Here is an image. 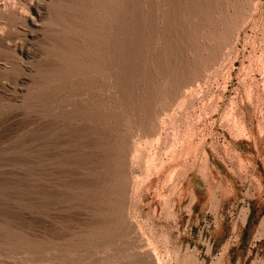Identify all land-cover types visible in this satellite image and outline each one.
<instances>
[{
	"label": "rangeland",
	"instance_id": "374dc122",
	"mask_svg": "<svg viewBox=\"0 0 264 264\" xmlns=\"http://www.w3.org/2000/svg\"><path fill=\"white\" fill-rule=\"evenodd\" d=\"M106 1L53 0L45 34L16 31L28 57L0 51V264H264V0H175L169 28L167 1L147 0V20L118 29L140 34L139 59L119 53L128 81L95 58ZM64 37L83 55H63ZM167 56L199 76L174 100Z\"/></svg>",
	"mask_w": 264,
	"mask_h": 264
},
{
	"label": "bare ground",
	"instance_id": "6f19581e",
	"mask_svg": "<svg viewBox=\"0 0 264 264\" xmlns=\"http://www.w3.org/2000/svg\"><path fill=\"white\" fill-rule=\"evenodd\" d=\"M72 1V0H71ZM79 1V0H78ZM81 1H83V0H81ZM120 1V0H119ZM136 0H124V5L121 7L120 5L121 4H119L118 3V0H109V3L106 5H104L103 4V8L102 9H104V14H106V16L108 17V19H109V21H110V28H109V30H111V29H113V30H111V32L109 33L108 32V34L106 33L107 32V30L108 29H106V31H105V33L106 34H100L101 36L99 37V39H98V43L96 44L97 45V52H96V56H95V58H97V60H104V61H107L106 63L108 64L107 66H106V68H107V70L108 71H112V73L114 72L115 73V75H116V79H117V81H120V80H123V78H125L124 79V81L125 80H127V78H128V80H129V77H130V75H128L127 77H122V79H121V77H120V70H121V68L119 69L118 67V65H119V62L120 61H122V59H124L123 61L124 62H126L127 61V59L126 58H128L129 56H132L131 58H135V57H137V51L139 50H137L136 48H138V47H135L134 46V43L136 42L137 43V41L135 40V42H134V37H135V35H136V38H138V35L140 36V34H138L137 32H138V30L135 32V33H133V35L132 34H129V33H127L128 34V36H122V35H120V33H121V30H120V32H119V26H120V24H121V26H122V24L123 25H125L124 27L125 28H128L129 29V27H130V29H132V28H134V24H135V26L137 27V24H136V22L137 23H139L140 21H142L143 19H144V17H146V20H147V7L149 8V4H148V1L146 0V2L142 5L143 6V8H141L142 9V13H141V11L139 10L138 11V7H140L141 5H139L138 7H136L137 6V4H136V2H135ZM139 1V0H138ZM167 1V7H168V10L166 11L167 13V16H165V17H167L166 18V26L168 27L169 25H172L173 26V23H175L174 22V19H173V15H172V13H173V11H172V9L173 10H175L176 11V9H174V8H176V5H177V3H178V1H175V0H166ZM192 1H194V0H191V2ZM198 2H200L199 4L202 6V7H204V6H206L207 4H205V1H208V0H197ZM121 2H123V0L121 1ZM177 2V3H176ZM189 2H190V0H189ZM195 2H196V0H195ZM52 3H53V0H0V51L1 52H6V53H8V51H10V49H12V48H14V50L16 49V48H18V46H17V41L15 42V40L13 39V38H16L15 37V35H16V31H17V29L20 27L19 25H24V24H28L30 27H32L33 29H36V32H38V34H45V32L47 31V29L48 28H46V26H45V24H46V20L49 18V16H50V10L52 9L51 7H52ZM55 3V2H54ZM53 3V4H54ZM61 3V2H60ZM139 3V2H138ZM176 5H175V4ZM184 3V2H183ZM197 3V2H196ZM208 3V2H207ZM212 3V2H211ZM140 4V3H139ZM180 4V3H179ZM194 4V3H193ZM192 4V5H193ZM205 4V5H204ZM51 5V6H50ZM175 5V6H174ZM181 5V4H180ZM179 5V6H180ZM190 5V3L188 4V8H190L191 6H189ZM195 5L197 6L198 4H194V8H190V9H194V12H195ZM204 5V6H203ZM209 5V4H208ZM212 5V4H211ZM234 5V4H233ZM102 6V5H101ZM141 6V7H142ZM82 7V6H81ZM80 7V8H81ZM98 7V6H97ZM174 7V8H173ZM51 8V9H50ZM54 8V7H53ZM178 8H180V7H178ZM182 8V7H181ZM208 8V7H207ZM207 8H206V11H207ZM96 9V8H95ZM151 9H152V7H151ZM150 9V10H151ZM184 11H187V10H185V8H182ZM189 9V10H190ZM199 10V8H198V6H197V8H196V10ZM202 10L204 9V8H201ZM200 9V10H201ZM210 9V8H209ZM208 9V10H209ZM214 9V8H213ZM55 10V9H54ZM72 10V9H71ZM144 10V11H143ZM164 10V9H163ZM177 11H178V9H177ZM182 11V10H181ZM191 11V10H190ZM193 11V10H192ZM210 11H211V9H210ZM209 11V13H211ZM162 12V11H161ZM189 12V11H188ZM188 12L186 13V14H188ZM200 12V11H199ZM59 13V12H58ZM100 13V12H99ZM144 13V14H143ZM150 13V12H149ZM152 13V12H151ZM150 13V14H151ZM176 13V12H175ZM174 13V14H175ZM180 13V12H179ZM202 14H203V11L201 12ZM209 13L207 12H205L204 14L206 15H209ZM54 14V13H53ZM57 14V13H56ZM81 14V13H80ZM89 14V13H88ZM149 14V15H150ZM177 14V13H176ZM183 14H184V12H183ZM192 15H193V12L191 13ZM190 14V15H191ZM195 14H197V12L195 13ZM204 14H203V16H204ZM58 15V14H57ZM152 15V14H151ZM165 15V14H164ZM178 15V14H177ZM197 15H200V14H197ZM206 15V16H207ZM55 16V15H54ZM184 16V15H183ZM196 16V15H195ZM152 17V16H151ZM176 17V16H175ZM189 17V16H188ZM209 17V16H208ZM213 17V16H212ZM211 17V15H210V17L209 18H212ZM77 18H79V17H77ZM91 18V17H90ZM200 18V17H199ZM199 18H198V20H199ZM61 19V18H60ZM140 19V21L138 22V21H135V20H139ZM142 19V20H141ZM153 19V18H152ZM152 19H150V17H149V20H152ZM176 19V18H175ZM201 19V18H200ZM154 20V19H153ZM157 20V19H156ZM192 20V19H191ZM206 20H208V19H206ZM78 21V20H77ZM91 21H92V19H91ZM155 21V20H154ZM178 21V20H177ZM176 21V22H177ZM209 22L211 21L212 22V20L211 19H209L208 20ZM65 22V21H64ZM68 22H69V18H68ZM71 22V21H70ZM99 22V21H98ZM146 22V21H145ZM152 21H150V23H151ZM204 22H207V21H204ZM216 22V21H215ZM148 23H149V21H148ZM178 23V22H177ZM184 23V22H183ZM198 23L200 24V20L198 21ZM198 23H197V26H198ZM201 23H203L202 21H201ZM217 23V22H216ZM75 24H76V22H75ZM111 24L113 25V28H111ZM147 24V23H146ZM185 24H186V22H185ZM204 24V23H203ZM203 24H201V26H202V28H203ZM206 24V23H205ZM208 24V23H207ZM207 24H206V26H207ZM177 25V24H176ZM50 26H51V24H50ZM84 26H85V24H84ZM166 26H165V28H162V29H167L166 28ZM178 26H179V24H178ZM201 26H199V27H201ZM206 26H204V27H206ZM214 26H215V24H214ZM74 27H76V26H74ZM83 27V26H82ZM96 27V26H95ZM135 27V28H136ZM180 28L182 27L181 26V24H180V26H179ZM198 27V30L200 31L201 29ZM209 27V24H208V26H207V28ZM85 28V27H84ZM88 28V27H87ZM134 28V29H135ZM152 28V27H151ZM169 28V27H168ZM174 28V27H173ZM184 27H182L181 28V30H179L180 31V34H183V29ZM190 28V27H189ZM206 28V29H207ZM214 28V30L212 31L213 33H218V31H216V28L215 27H213ZM224 28V27H223ZM222 28V29H223ZM20 29V28H19ZM78 29V28H77ZM86 29V28H85ZM91 29V28H90ZM104 29V28H103ZM104 29V30H105ZM121 29V28H120ZM124 29V28H123ZM129 29V30H130ZM139 29V28H138ZM178 29V28H177ZM186 29V28H185ZM196 29H197V27H196ZM205 29V28H204ZM211 29V28H210ZM218 29V28H217ZM229 29V28H228ZM87 30V29H86ZM92 30V29H91ZM97 30V29H96ZM143 30V29H142ZM141 30V31H142ZM209 30V29H208ZM20 31V30H19ZM31 31V30H30ZM42 31H43V33H42ZM49 31V30H48ZM53 31V30H52ZM59 31V30H58ZM99 31H100V29H99ZM102 31V30H101ZM128 31V30H127ZM133 31V30H132ZM171 30L169 29V32H170ZM197 31V30H196ZM198 31V32H199ZM203 31V30H202ZM14 32H15V34H14ZM35 32V31H34ZM51 32V31H50ZM92 32V31H91ZM90 32V33H91ZM96 32V31H95ZM126 32V31H125ZM124 32V33H125ZM163 32V31H162ZM205 32V31H204ZM223 32V31H222ZM221 32V33H222ZM124 33H122L123 35H124ZM165 33V30H164V32H163V34ZM166 33H168V31L166 32ZM171 33V32H170ZM169 33V34H170ZM185 33V32H184ZM186 33H187V31H186ZM186 33L184 34L185 36V38L187 37V35H186ZM200 33V32H199ZM224 33H225V31H224ZM36 33H34V34H30L33 38H36V35H35ZM50 34V33H49ZM49 34H48V36H49ZM54 34V33H53ZM162 34V33H161ZM168 34V35H169ZM172 34V33H171ZM188 34V33H187ZM210 34V33H209ZM212 34V33H211ZM214 34V35H215ZM94 35V34H93ZM220 35V34H219ZM224 35V34H223ZM225 35H226V33H225ZM41 36V35H40ZM47 36V35H46ZM51 36V35H50ZM56 36H60V35H56ZM72 36V35H71ZM164 36H165V34H164ZM170 36V38L172 39V38H174L172 35H169ZM172 36V37H171ZM177 36V35H176ZM179 36V35H178ZM183 35H181L180 36V38L182 37ZM202 36V35H201ZM211 36V35H210ZM217 36V35H216ZM96 37V36H95ZM123 37V38H122ZM167 37V36H166ZM215 37V36H214ZM218 37V36H217ZM51 38V37H50ZM66 37H64V38H62V44H61V46L59 47V50H61V51H63V55H67V56H69L70 57V55H72V56H75V55H77V56H80V55H83V52L80 50V49H78V48H76V47H73L72 46V43H71V41L67 38V39H65ZM97 38V37H96ZM140 38V37H139ZM183 38V37H182ZM181 38V39H182ZM18 39V38H17ZM166 39H168V37L166 38ZM170 39V40H171ZM178 39V38H177ZM216 39V38H215ZM220 39V38H219ZM52 40H57L56 39V37H52ZM94 40V39H93ZM176 40V39H175ZM218 40V39H217ZM95 41H96V39H95ZM139 41H140V39H139ZM171 41H174V40H171ZM170 41V42H171ZM180 41V40H179ZM19 42V41H18ZM54 42V41H53ZM57 42H59V39L57 40ZM78 42V41H77ZM76 42V43H77ZM97 42V41H96ZM104 42H107V47H104V46H102V43H104ZM185 42H187L186 40L184 41V39H183V41H182V43H183V46L185 47V48H187V50H188V47H187V43H185ZM60 43H61V41H60ZM60 43H57V44H60ZM109 43V44H108ZM136 43H135V45H136ZM140 43V42H139ZM174 43V42H173ZM176 43H178L179 44V42H177L176 41ZM189 43V42H188ZM170 44V43H169ZM178 44H176V45H178ZM190 44V43H189ZM202 44V43H201ZM207 44V43H206ZM19 45H20V47L18 48L19 49V51H20V55H25V56H27L28 57V51H23V49H22V45H21V42L19 43ZM81 45V44H80ZM140 45V44H139ZM180 45V44H179ZM179 45H178V47H177V50H179L180 48H181V50H182V48L183 47H179ZM203 45V44H202ZM208 45V44H207ZM210 45V44H209ZM76 46V45H75ZM82 46V45H81ZM169 46V45H168ZM170 46H172V48L171 49H175V47H173V45H171L170 44ZM218 47H219V45H217ZM85 47V46H84ZM139 47H141V46H139ZM205 46H203V48H204ZM218 47H216V49H219L220 50V48H218ZM222 47V46H221ZM92 48V47H91ZM95 48V47H94ZM136 50H135V49ZM179 48V49H178ZM208 48V47H207ZM57 49V48H56ZM96 49V48H95ZM170 49V48H169ZM216 49H215V47H211V48H208L207 50L209 51L208 53H209V60L210 61H214L215 59H216V57L219 55L217 52H216ZM59 50H57V52L59 51ZM85 50V49H84ZM176 50V51H177ZM186 50V49H185ZM13 51V50H12ZM12 51H10V52H12ZM132 51H134V53L132 54ZM183 51V50H182ZM203 51V50H202ZM218 51V50H217ZM86 52V51H85ZM124 52H127L126 53V55L127 54H130L128 57H126V55H124V57L123 56H121L119 53H124ZM128 52H130V53H128ZM136 52V53H135ZM140 52H143V51H141V48H140ZM170 52H172L173 53V50L171 51L170 50ZM219 52V51H218ZM15 53H16V51H15ZM107 53H108V57L107 58H105V55H107ZM144 53V52H143ZM175 53V52H174ZM174 53H173V55H174ZM4 54V53H3ZM3 54H1V55H3ZM10 54V53H9ZM14 54V53H13ZM62 54V53H61ZM86 54V53H85ZM84 54V55H85ZM150 54V53H149ZM170 54V53H169ZM217 54V55H216ZM16 55V54H15ZM134 55H135V57H134ZM140 56L142 55V54H139ZM170 55H172V54H170ZM176 55H178V54H176ZM222 55H223V53H222ZM14 56V55H13ZM12 56V57H13ZM71 56V57H72ZM87 56V55H86ZM86 56H82V57H86ZM143 56V55H142ZM219 56H221V55H219ZM218 56V57H219ZM8 56H6V58H7ZM19 57V56H18ZM81 57V59L79 58V61L80 60H82L83 58ZM126 57V58H125ZM168 57V59H170L171 60V58H169V56H167ZM170 57H172V56H170ZM205 57H207V56H205ZM217 57V58H218ZM222 57V56H221ZM2 58V57H1ZM11 58V57H10ZM62 58V57H61ZM138 58V57H137ZM163 58V57H162ZM176 58V57H175ZM177 58H179L180 59V61H181V58L180 57H177ZM5 59V58H4ZM8 59V58H7ZM14 59V58H13ZM15 59H16V57H15ZM18 59V58H17ZM20 59H21V56H20ZM73 59V58H72ZM74 59H75V57H74ZM73 59V60H74ZM77 59V58H76ZM136 59V58H135ZM139 59V58H138ZM155 59V58H154ZM179 59H178V61H177V59H176V61L177 62H179ZM219 59V58H218ZM222 59V58H221ZM19 60V59H18ZM86 60V59H85ZM87 60H89V58L87 59ZM137 60V59H136ZM135 60V61H136ZM217 60V59H216ZM5 61H8V60H5ZM13 61V60H12ZM11 61V62H12ZM100 61V62H101ZM131 61V60H130ZM156 61H158V60H156ZM172 61V60H171ZM171 61H169L168 63H169V65H170V62ZM197 61V60H196ZM208 61V60H207ZM9 62H10V60H9ZM15 62V61H14ZM13 62V63H14ZM19 61H17V63H18ZM81 63H83L82 61H80ZM91 62H93L92 60H91V58H90V60L89 61H85V64L84 65H86V66H88V68H89V65H91ZM99 63L98 61H95V63ZM103 62V61H102ZM124 62H123V68L124 69H126L125 68V64H124ZM129 62V61H128ZM145 62V61H144ZM172 62H174V65H175V63H177V62H175V61H172ZM171 62V63H172ZM182 62H184L183 60H182ZM5 63V62H4ZM76 63H77V61H76ZM80 63V64H81ZM95 63H94V65H95ZM96 63V64H97ZM105 63V64H106ZM121 63V62H120ZM132 63V62H131ZM138 63V62H137ZM154 63V62H153ZM157 63V62H156ZM179 63H181V62H179ZM179 63H177V67L176 68H178L177 70H175L174 72H173V67H171L172 69V72L171 71H169L168 72V70H167V75L166 76H168V75H170V80H169V76H168V78L165 80V81H167L168 82V80L170 81V82H168L169 84H172L173 85V87H172V89H173V91L172 92H170L169 90H168V93L170 92V94H168V96H170V98H172V97H175V98H178V97H180L181 98V94L184 92V94H187V92L186 91H188V90H191L192 89V85L191 84H193V82H195V80H197L198 78H199V76H198V78L197 79H195L194 80V76H196L197 74L195 73L197 70H196V67L194 68V67H192L191 66V68L193 69L194 68V70H191V71H188V72H191V74L189 75V73H188V75H187V69H186V64H187V62H185V63H182V65H180ZM208 63V62H207ZM214 63V62H213ZM7 64H8V62H7ZM21 64V63H20ZM102 64V66H103V63H101ZM129 64H130V62H129ZM180 66H179V65ZM185 64V65H184ZM194 64V63H193ZM212 64V63H211ZM4 65V64H3ZM2 65V66H3ZM9 65V64H8ZM7 65V66H8ZM13 64H11V66H12ZM83 65V64H82ZM83 65V66H84ZM100 64H98V66H99ZM122 65V64H121ZM128 65V64H127ZM130 65H132V64H130ZM188 65H189V63H188ZM187 65V66H188ZM192 65V64H191ZM10 66V67H11ZM92 66V65H91ZM104 66V67H105ZM136 66V65H135ZM140 66V65H139ZM196 66V65H195ZM198 66V65H197ZM201 66V65H200ZM203 66V65H202ZM4 67H6V65H4ZM4 67H3V69H4ZM9 67V66H8ZM18 66H16V68H17ZM85 67V66H84ZM104 67H103V69H104ZM138 67V66H137ZM190 67V66H189ZM13 68L15 69V66H13ZM92 68H93V66H92ZM98 68V67H97ZM99 68H100V66H99ZM98 68V69H99ZM127 68H129V67H127ZM147 68V67H146ZM159 68V67H158ZM188 68V67H187ZM191 68H189L188 70H190ZM82 69V68H81ZM91 69V68H90ZM95 69H96V67H95ZM101 69V68H100ZM123 69V70H124ZM130 69V68H129ZM131 69H133V68H131ZM130 69V70H131ZM169 69V68H168ZM199 69H201V68H199ZM4 70H7V68H5ZM159 70V69H158ZM157 70V71H158ZM165 70V69H164ZM91 71H93V70H91ZM99 71V70H98ZM132 71V70H131ZM160 71V70H159ZM9 73L10 72V70H7L6 72H5V74L6 73ZM13 72V71H12ZM12 72H10V73H12ZM107 71H105V73H106ZM127 72V71H126ZM128 72H130V71H128ZM148 72V71H147ZM165 72V71H164ZM171 72V73H170ZM199 72V71H198ZM54 73V72H53ZM101 73V72H100ZM166 73V72H165ZM164 73V74H165ZM200 73V72H199ZM92 74H94V73H92ZM111 74V73H110ZM124 74H126L125 72H124ZM123 74V75H124ZM128 74H130V73H128ZM132 74V73H131ZM162 74V73H161ZM173 74H175V75H173ZM180 74H182V76H180ZM107 75V74H106ZM122 75V76H123ZM147 75V74H146ZM177 75H179V77L180 78H178L177 77ZM7 76V75H6ZM114 76V75H113ZM125 76V75H124ZM133 76V75H132ZM165 76V75H164ZM165 76V77H166ZM164 77V78H165ZM4 78H6V77H4ZM113 78H115V77H113ZM112 78V79H113ZM184 78L186 79V81L184 82L183 80H184ZM193 78V82L191 81V80H188V79H192ZM147 79V78H146ZM204 79V78H203ZM110 80V79H109ZM127 80V81H128ZM131 80V79H130ZM135 81H136V79H134ZM144 80V79H143ZM106 81H107V79H106ZM113 81H114V79H113ZM132 81V80H131ZM6 82V81H5ZM74 82V81H73ZM77 82H78V80H77ZM133 82V81H132ZM138 82V81H137ZM187 82V83H186ZM190 82H192V83H190ZM197 82V81H196ZM102 83V82H101ZM145 83V82H144ZM200 83H202V82H200ZM114 84H116V83H114ZM113 84V85H114ZM168 84V85H169ZM194 84H196V83H194ZM203 84V83H202ZM99 85V84H98ZM149 85V84H148ZM150 85H152V84H150ZM100 86V85H99ZM116 86H117V84H116ZM197 86V85H196ZM96 87V86H95ZM103 87V86H102ZM114 87H115V85H114ZM154 87V86H153ZM153 87H152V89H153ZM170 87V86H169ZM147 88V87H146ZM151 88V87H150ZM194 88V87H193ZM127 89V88H126ZM164 89V88H163ZM169 89V88H168ZM171 89V88H170ZM171 89V90H172ZM128 90V89H127ZM154 90V89H153ZM157 90V89H156ZM193 90V89H192ZM51 91V90H50ZM148 91H151L152 92V90H148ZM195 91V90H194ZM193 91V92H194ZM127 92V91H126ZM159 92H160V90H159ZM158 92V93H159ZM80 93V92H79ZM166 93V92H165ZM189 93V92H188ZM151 94H153V93H151ZM161 94V93H160ZM183 94V95H184ZM190 94V93H189ZM196 94V93H195ZM126 95V94H125ZM133 95H135V94H133ZM138 95V94H137ZM136 95V96H137ZM149 95V94H148ZM154 96H156L155 94H153ZM182 95V96H183ZM132 95H130L129 97H128V93H127V100L131 97ZM140 96V95H139ZM186 95H184V97H185ZM149 97L150 98H153L152 96H150L149 95ZM160 97V96H159ZM194 97H196V96H194ZM147 98V97H146ZM161 98V97H160ZM174 98V99H175ZM190 98V97H189ZM136 99H137V97H136ZM145 98H143V100H144ZM173 99V98H172ZM173 99V100H174ZM131 100V99H130ZM149 101H150V99H148ZM154 100H155V97H154ZM156 100H157V97H156ZM189 100V99H188ZM115 101V100H114ZM140 101V100H139ZM146 101V100H145ZM128 102V101H127ZM141 102V101H140ZM148 102V101H147ZM146 102V103H147ZM169 102V101H168ZM172 102V101H171ZM115 103V102H114ZM142 103V102H141ZM145 103V102H144ZM152 103V102H151ZM154 103V102H153ZM186 104V103H185ZM190 104V103H189ZM131 106H133V104H130ZM148 105H149V103H148ZM151 105V104H150ZM137 106V105H136ZM144 107H145V105H143ZM128 107H130L129 105H128ZM134 107H135V104H134ZM150 108V107H149ZM151 108H153L152 106H151ZM149 109V112H148V110L147 111H141L142 113L141 114H143L144 115V119H146V120H144V119H141V120H144L142 123H145V124H143V126L142 127H144V129L143 130H145V131H147V132H150L151 130L150 129H152V128H150L149 129V126L151 125V123H155V119H157V118H155V117H153L154 118V122L152 121L153 119H152V117H151V110H152V114L154 115V113H153V109ZM112 109V108H111ZM146 109V108H145ZM134 111H135V108L133 109ZM125 111H127V110H125ZM133 111V112H134ZM157 111V110H156ZM155 112V111H154ZM57 113H58V111H57ZM136 113H137V111H136ZM138 113H139V111H138ZM140 114V115H141ZM108 115V114H107ZM139 116V115H138ZM154 116H156V115H154ZM142 118V117H141ZM160 120V119H159ZM157 122V121H156ZM140 123V122H139ZM142 123H140V126H141V124ZM150 124V125H149ZM159 123H157V126H159L158 125ZM154 125V124H153ZM161 125V124H160ZM232 125V124H231ZM157 126H153V127H155L156 128V130L155 129H152V131L153 132H155V133H157ZM137 127V126H136ZM159 128V127H158ZM150 130V131H149ZM155 130V131H154ZM160 130V129H159ZM147 132H145V133H147ZM153 132H151V133H153ZM150 133V134H151ZM149 134V135H150ZM149 137V136H148ZM127 152V151H126ZM129 158H131L130 160H131V162H132V160L134 161V159H135V155H133V154H131V157H129ZM125 159V158H124ZM130 162V161H129ZM130 162V163H131ZM125 168V167H124ZM123 169V168H122ZM125 171V170H124ZM124 174L123 175H125L126 176V173L125 172H123ZM122 174V173H121ZM137 177V176H136ZM134 180H135V178H134ZM133 180V181H134ZM137 180V179H136ZM137 182H138V180H137ZM127 186V185H126ZM133 185H132V183H130V189L129 190H131L130 191V193L132 192V187ZM125 188V187H124ZM122 189V188H121ZM126 189V188H125ZM128 189V188H127ZM123 192V191H122ZM125 192V191H124ZM127 192V191H126ZM129 195V194H128ZM127 196V195H126ZM124 200V199H123ZM127 201V200H126ZM123 202V201H122ZM124 203V202H123ZM123 205H125V203L123 204ZM123 207V206H122ZM115 215V214H114ZM243 215V218L245 219L246 217H247V213H243L242 214ZM242 218V219H243ZM243 219V220H244ZM95 223H97V222H95ZM111 236V235H110ZM109 239V238H108ZM144 248V247H143ZM97 250V249H96ZM142 256V255H141ZM128 258V257H127ZM146 259V258H145ZM143 260V259H142ZM151 262V261H150ZM153 263V262H152ZM105 264V263H104ZM154 264V263H153Z\"/></svg>",
	"mask_w": 264,
	"mask_h": 264
},
{
	"label": "crops",
	"instance_id": "0c3cea01",
	"mask_svg": "<svg viewBox=\"0 0 264 264\" xmlns=\"http://www.w3.org/2000/svg\"><path fill=\"white\" fill-rule=\"evenodd\" d=\"M247 205H249V203H247ZM245 224V223H244ZM247 224V223H246ZM260 224V223H259ZM260 240V239H259Z\"/></svg>",
	"mask_w": 264,
	"mask_h": 264
}]
</instances>
